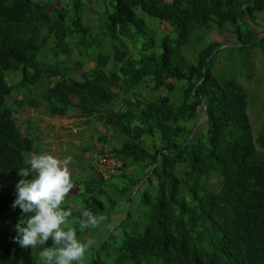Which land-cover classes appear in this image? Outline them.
Returning <instances> with one entry per match:
<instances>
[{
  "label": "trees",
  "instance_id": "trees-1",
  "mask_svg": "<svg viewBox=\"0 0 264 264\" xmlns=\"http://www.w3.org/2000/svg\"><path fill=\"white\" fill-rule=\"evenodd\" d=\"M64 1L66 7L0 0V178L22 179L19 171L29 167L26 153L34 146L19 130L6 97L14 92L17 108L40 107L48 116L78 111L87 122L103 125L97 138L121 163L110 177L123 180L110 183L93 165L86 178H73L82 190L65 209L73 217L90 209L107 218L85 264H264V121L253 141L245 88L236 77L219 79L212 69V51L221 42L205 41L192 63L181 53L192 31L214 28L222 35L228 26L237 48L256 47L264 56V36L256 40L259 32L241 18L239 7L247 0H108L94 33L81 12L97 0ZM137 8L167 23L171 32L155 44ZM263 10L264 0L243 7L256 24ZM118 36L135 44L134 57L123 39L115 41ZM101 37L108 38L111 54L99 49ZM71 50L79 57L95 51L94 65L81 70L80 78L68 72ZM14 74L17 88L8 80ZM39 86L40 100L34 92ZM142 88L165 94L148 99ZM211 175L218 178L215 189L208 188ZM140 182L147 185L131 197ZM108 186L125 196L121 204L106 193ZM15 199L12 192H0V264L23 262L24 249L13 237L17 222L31 214L17 206L10 219ZM116 206L122 215L112 222ZM142 206L147 209L137 216ZM83 232L77 228L78 237Z\"/></svg>",
  "mask_w": 264,
  "mask_h": 264
},
{
  "label": "rangeland",
  "instance_id": "rangeland-1",
  "mask_svg": "<svg viewBox=\"0 0 264 264\" xmlns=\"http://www.w3.org/2000/svg\"><path fill=\"white\" fill-rule=\"evenodd\" d=\"M47 1H51L53 5L66 7L64 0ZM163 1L169 2V0ZM104 8H108V0L92 1L83 6L81 20L83 24L89 25L92 33L97 31V24H99L101 20L99 12ZM135 13L144 20L146 29L154 34L155 44L159 42V39L164 35V32H171V28L167 23L160 22L157 18L148 16L138 8L135 9ZM259 15L261 17L257 16L258 24H254L257 28L261 29V27L264 28V10L259 13ZM222 32V35H220L214 28H211L208 31H192L187 39V42L181 47V53L187 62L192 63L195 60L196 51L201 47L202 44L204 45L205 41L215 40L221 42L220 45L212 51H215L212 60V69L219 79L223 80L230 77H236V80L245 88L247 93L246 114L250 125V134L254 141L255 137L260 131L261 124L264 121V56L256 47L247 48V50L237 48L235 46L236 41L232 37L230 28L228 26H225ZM197 37L200 38L197 39ZM115 39L117 42L124 40L125 44H127V53L129 56L134 57V52L136 54L137 51H135L136 46L133 42L120 36L116 37ZM99 42H101L99 49L111 54L108 38L105 37L103 39L101 37ZM50 45L51 44L49 43L47 48H50ZM92 48H95V50L97 49L95 44H93ZM94 53L95 51H92L86 54L85 57H79L77 56L76 52L71 50L67 61V65L70 67L68 72L74 77L80 78L81 70H87L94 65ZM76 59L81 60V68L75 67ZM7 74L9 75L10 72H7ZM16 79L17 76L15 74L11 75L10 79H8L13 88H17V86L14 85L15 81H13ZM173 82L175 85L178 83L175 80ZM40 87L42 86H39L34 91L38 100H40L38 94V91L41 90ZM141 94L145 98L149 99L151 97L154 98L158 95L165 94V90L159 89L157 91H149L147 88H142ZM16 97V93L13 92L10 96L6 97V102L14 110L13 116L16 124L19 127V130L22 133H28V136L34 139L33 149L26 153V161L28 162V160L33 155L44 153L53 154L54 156H57L61 159L71 157V163L69 167L71 169L72 179L74 178L82 180L89 176L91 174L89 165H92L93 154L95 153L96 149L95 145L100 143L97 138V133L103 134V125L96 121L87 122L78 111H73L66 117H56L46 115L44 112H42L40 107L36 109L30 108L28 106L17 108L12 101ZM170 97L175 98L176 92H172ZM197 128H199V124L195 126V131ZM82 144L92 147V149L80 150ZM254 145L256 146L255 143ZM127 170L129 171V168ZM34 175L35 174L33 173L32 176ZM19 180L20 179H8L7 175L4 174L0 178V192H12L13 195L17 197L16 185ZM109 180L110 183L115 185H121L123 182L119 176H113L112 178L110 177ZM217 181L218 178L214 175H211L207 180L208 188L215 189ZM75 185V189L67 197L65 203L72 205L76 204L79 198L78 194H80L82 187L80 183H75ZM146 185L147 183L140 182L136 187H134L130 196L134 197L133 194L136 188H140V190H142ZM105 191L109 197H111L118 204H121L125 199V196L119 195L112 187H106ZM150 192L154 194V186L151 187ZM102 197L104 204L107 205L105 196ZM144 208L147 209V206L140 207L139 210L136 211V215L138 216L140 213H142L141 209ZM15 214H17L16 208L9 211L8 216L13 217ZM121 215V210L118 206H116L115 212L111 214L112 222L117 221ZM3 217H5V214H3ZM103 230L104 228L102 225L96 229L90 228L85 230L79 238L82 241L87 239L96 240L99 236L103 235ZM20 253H22V264H40L39 252L35 249H24ZM87 258L88 255L86 256V261Z\"/></svg>",
  "mask_w": 264,
  "mask_h": 264
},
{
  "label": "clouds",
  "instance_id": "clouds-1",
  "mask_svg": "<svg viewBox=\"0 0 264 264\" xmlns=\"http://www.w3.org/2000/svg\"><path fill=\"white\" fill-rule=\"evenodd\" d=\"M70 163L71 157L61 159L44 153L33 155L29 167L19 171L22 179L16 185L17 197L11 207L18 206L23 214L31 215L17 222L13 240L23 249H40V264H85L95 240L82 241L77 228L96 229L107 219L90 209L73 217L71 210L65 209L67 197L76 187ZM49 240L51 246H46Z\"/></svg>",
  "mask_w": 264,
  "mask_h": 264
},
{
  "label": "built area",
  "instance_id": "built-area-1",
  "mask_svg": "<svg viewBox=\"0 0 264 264\" xmlns=\"http://www.w3.org/2000/svg\"><path fill=\"white\" fill-rule=\"evenodd\" d=\"M97 151L93 155L92 165L103 179H107L121 167V163L111 155L107 143H98Z\"/></svg>",
  "mask_w": 264,
  "mask_h": 264
},
{
  "label": "water",
  "instance_id": "water-1",
  "mask_svg": "<svg viewBox=\"0 0 264 264\" xmlns=\"http://www.w3.org/2000/svg\"><path fill=\"white\" fill-rule=\"evenodd\" d=\"M251 1H252V0H247V1L243 2V3L240 5L239 10H240V13H241V18H242L244 21L248 22V24H249L250 26H252L256 31H258V32L260 33V35L256 38V40H258L259 38H261V37L264 36V30L257 28L256 25L254 24V22L251 21V20L245 15V13H244V11H243V7H244L245 5H247V4H248L249 2H251ZM202 117H203V115H202V116L196 121L195 126L199 123V121L202 119ZM195 126L193 127L191 133L189 134V136L187 137V139H186L185 142H187L188 139L192 136V134H193V132H194V130H195ZM144 178H145V177H143L142 180H144ZM126 209H127V206H126Z\"/></svg>",
  "mask_w": 264,
  "mask_h": 264
},
{
  "label": "crops",
  "instance_id": "crops-1",
  "mask_svg": "<svg viewBox=\"0 0 264 264\" xmlns=\"http://www.w3.org/2000/svg\"><path fill=\"white\" fill-rule=\"evenodd\" d=\"M257 16H260L259 14L257 15ZM257 16H256V18H255V20H256V22L258 21L257 20ZM261 17V16H260ZM257 24H258V22H257ZM264 24V23H263ZM264 28H262V30H263ZM259 35H260V33H259ZM56 117H58V116H56ZM100 142V141H99ZM101 143V142H100ZM95 147H96V149H95V153L93 154V155H95L98 151H97V147H98V143H97V145H95Z\"/></svg>",
  "mask_w": 264,
  "mask_h": 264
}]
</instances>
